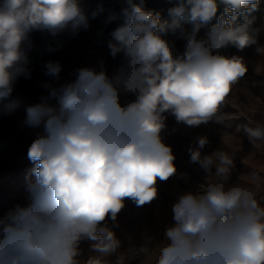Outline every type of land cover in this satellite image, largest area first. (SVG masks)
<instances>
[{
    "label": "clouds",
    "instance_id": "clouds-1",
    "mask_svg": "<svg viewBox=\"0 0 264 264\" xmlns=\"http://www.w3.org/2000/svg\"><path fill=\"white\" fill-rule=\"evenodd\" d=\"M258 2L179 0L169 10L171 23L133 5L125 25L111 33L116 41L109 42L111 55L124 56L115 76L82 67L74 81L44 85L48 95L28 107L23 120L24 126L41 129L28 148L36 165L27 186L29 204L0 217V264H108L102 256L78 261L80 241L99 240L93 247L101 254L115 251L120 241L106 218L115 221L126 198L137 206L150 203L157 197V179L176 173L172 149L160 137L163 114L193 127L216 117L247 67L242 58L213 53L257 42L251 21L235 26L229 21L256 10ZM220 4L225 11L219 23L198 39ZM88 27L77 0H0V99L11 95L19 78L31 76L33 32L76 34ZM169 34L185 41L182 53H176ZM44 67L46 75L60 80L58 61ZM121 94L136 99L122 105ZM14 107H0V116ZM248 120L254 125L245 128L253 146L264 147V118ZM207 143L198 138V148L189 149L190 163L216 181L199 194L179 196L163 241L139 252L152 264H264V206L257 186L229 185L232 156L224 151L201 156ZM249 176L259 180L255 170ZM117 264H124L123 255Z\"/></svg>",
    "mask_w": 264,
    "mask_h": 264
},
{
    "label": "rangeland",
    "instance_id": "rangeland-1",
    "mask_svg": "<svg viewBox=\"0 0 264 264\" xmlns=\"http://www.w3.org/2000/svg\"><path fill=\"white\" fill-rule=\"evenodd\" d=\"M191 27V24L185 25L189 31ZM251 29L256 30L255 44L242 50L229 44L213 53L242 58L247 67L245 75L233 85L226 101L218 108L216 117L193 127L177 123L175 117L168 112L163 114L166 117L165 127L160 137L172 149L176 173L166 181L157 179V197L150 203L137 206L133 200L126 198L116 220L106 218V226L120 241L119 248L108 254H101L93 247L100 243L99 240L84 238L79 243L78 261L85 262L90 257L102 256L108 264H117L123 255L124 264H152L139 249L144 246L153 249L163 241L166 227L174 222L172 206L179 196L186 193L199 194L209 181H216V177L209 178L199 164L190 163L189 149L198 148L199 137H206L208 140L203 149H199L201 156L215 151L231 155L234 167L228 184L257 186V199L264 206V147L256 149L245 130L246 127H254L249 124L248 118H264L260 115L264 113V107L255 99L257 84L262 80L258 76H264V71H258L264 70V16ZM208 33L199 31L197 38H206ZM53 37L60 52L59 63L62 65L60 80L55 86L74 81L76 70L82 67L95 68L97 72L104 70L112 78L124 63L122 52L115 57L111 55L108 45L109 42H115L96 26L90 25L86 30L81 28L76 34L66 29ZM166 38L174 42L177 54L183 52V39L171 34ZM135 99L132 94H121L120 102L123 105ZM50 103L59 108L56 100ZM11 104L15 106L11 114L0 116V217L17 205L26 207L29 204L27 186L35 179L33 169L36 165L28 159V148L41 131L23 125L26 117L24 109L29 107L25 99L14 96ZM253 170L259 176L258 181H253L249 176Z\"/></svg>",
    "mask_w": 264,
    "mask_h": 264
},
{
    "label": "trees",
    "instance_id": "trees-1",
    "mask_svg": "<svg viewBox=\"0 0 264 264\" xmlns=\"http://www.w3.org/2000/svg\"><path fill=\"white\" fill-rule=\"evenodd\" d=\"M179 1L174 0H77L82 15L88 25L96 26L102 30L108 38L115 42L111 33L125 25L127 14L131 12L133 5H140L146 11L153 14L159 13L162 23H171L173 17L169 10L178 6ZM225 6L218 5L217 15L207 25L200 28L202 32H210L213 26L219 23V17L224 13ZM264 16V0H259L256 10L237 15L235 21L230 19V24L235 26L246 20L251 21V28H255ZM70 30V29H68ZM71 31V30H70ZM32 49L28 53L27 67L30 70V78H19L10 96L0 99V107L11 104L14 96L25 99L30 106L39 103L42 96L48 95V89L44 85L55 86L57 80L45 74V63L48 61L59 62L60 52L51 33L36 31L31 34ZM258 71H264L259 69ZM257 84L255 99L264 107V76ZM26 112V108L24 109ZM264 117V113L260 114ZM107 220L104 222L106 224Z\"/></svg>",
    "mask_w": 264,
    "mask_h": 264
}]
</instances>
